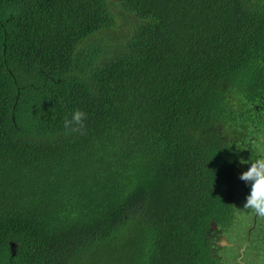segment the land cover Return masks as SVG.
Here are the masks:
<instances>
[{"label": "trees", "instance_id": "1", "mask_svg": "<svg viewBox=\"0 0 264 264\" xmlns=\"http://www.w3.org/2000/svg\"><path fill=\"white\" fill-rule=\"evenodd\" d=\"M261 159L264 0H0V264H245Z\"/></svg>", "mask_w": 264, "mask_h": 264}, {"label": "clouds", "instance_id": "2", "mask_svg": "<svg viewBox=\"0 0 264 264\" xmlns=\"http://www.w3.org/2000/svg\"><path fill=\"white\" fill-rule=\"evenodd\" d=\"M87 112L76 109L70 118H65V128L82 127ZM241 179L251 183V192L244 207L254 210L258 215H264V159L251 163V167L241 174Z\"/></svg>", "mask_w": 264, "mask_h": 264}, {"label": "flooded vegetation", "instance_id": "3", "mask_svg": "<svg viewBox=\"0 0 264 264\" xmlns=\"http://www.w3.org/2000/svg\"><path fill=\"white\" fill-rule=\"evenodd\" d=\"M259 222L257 221V213L254 214V219L251 222V225L248 229V234L246 241L244 242L242 249L239 251L240 252V258H243V261L245 264H251V260L253 259L254 256L256 255H261L260 252L258 253L253 245L251 246L250 244V239L252 237V233L255 230V227L257 226ZM261 223H264V220H261Z\"/></svg>", "mask_w": 264, "mask_h": 264}, {"label": "water", "instance_id": "4", "mask_svg": "<svg viewBox=\"0 0 264 264\" xmlns=\"http://www.w3.org/2000/svg\"><path fill=\"white\" fill-rule=\"evenodd\" d=\"M217 244H220L222 246L230 245V243H229V241H228V239L226 238L225 235H223L221 237V240Z\"/></svg>", "mask_w": 264, "mask_h": 264}, {"label": "rangeland", "instance_id": "5", "mask_svg": "<svg viewBox=\"0 0 264 264\" xmlns=\"http://www.w3.org/2000/svg\"><path fill=\"white\" fill-rule=\"evenodd\" d=\"M130 18H132V16H130ZM118 24H120V27H123V19L121 18V16H118ZM126 28V27H125Z\"/></svg>", "mask_w": 264, "mask_h": 264}]
</instances>
